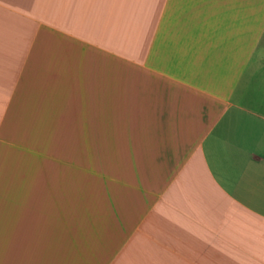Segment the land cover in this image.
Returning a JSON list of instances; mask_svg holds the SVG:
<instances>
[{"label": "crops", "instance_id": "1", "mask_svg": "<svg viewBox=\"0 0 264 264\" xmlns=\"http://www.w3.org/2000/svg\"><path fill=\"white\" fill-rule=\"evenodd\" d=\"M0 264H264V0H0Z\"/></svg>", "mask_w": 264, "mask_h": 264}]
</instances>
